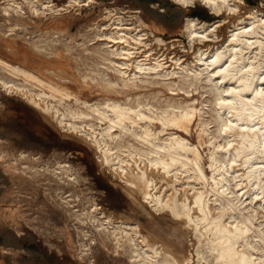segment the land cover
<instances>
[{"label":"rangeland","instance_id":"1","mask_svg":"<svg viewBox=\"0 0 264 264\" xmlns=\"http://www.w3.org/2000/svg\"><path fill=\"white\" fill-rule=\"evenodd\" d=\"M41 1L50 4L55 12L46 11L36 18L21 3L26 17L11 14L7 21L0 13V59L24 68L45 84L56 85L61 92L55 93L57 98H50L48 104L60 112L80 110L88 117L75 120L77 125L84 124L77 132L67 129L50 117V111L41 108V101L36 97L39 104L33 100L32 94L40 90L36 82L23 81L22 77L0 69V77L4 81L24 88L22 92H15L0 85V256L3 262L142 264L144 258L136 257L133 253L135 248L121 229L116 232L117 239L111 235L109 228L119 227L118 223L122 222L127 224L125 229L128 233L129 226H137L141 235L152 234L155 241L164 243L163 246L173 254L190 258L195 264L196 240L190 229L180 222L171 221L167 213L158 211L157 207L152 208L148 203L131 198L123 188L124 176L120 170L119 175L112 171L110 165L100 161L98 150L86 136L89 131L86 125L92 124L94 131L98 132L105 124L90 116L83 102L102 106L107 101H117L132 107L138 105L142 112L149 114H159L179 104L195 106L199 110L197 124L190 127L186 139L198 148L201 166L209 176L207 166L212 145L228 141L232 151L238 145L235 134L243 127L240 122H232L222 131L221 122L226 115L218 110L216 79L207 80L205 72L195 77L189 69L194 65L198 49L210 53L217 47H223L232 31L235 32V26L247 27L251 21L247 17L249 13L253 12L257 17L264 15V0H228V4L237 5V8L231 11L225 6L218 13L211 11L201 0L190 6L173 0ZM118 16L123 27L134 26L144 34L140 43L127 46L109 42L107 37L113 35L114 18ZM187 18H196L197 22L203 23L207 37L197 38L201 34L188 36L185 29ZM239 19L242 20L238 22ZM257 32L256 39L263 42L264 36ZM116 46L130 48V61L134 57L153 63L155 59L162 67L157 69V74L140 73L132 78L130 72L124 78L109 62L122 60L119 59L122 56L109 54ZM255 52L254 49L248 50L245 56L252 57ZM256 58L264 59V46ZM130 69L132 66H128L127 71ZM169 72L175 74L166 75ZM232 84L233 81H228L217 87H230ZM260 86L264 88V81ZM61 93L69 98L64 96L58 102L56 100ZM65 121L70 122L71 119L66 118ZM202 127L205 133L199 135ZM161 129L160 123L153 124V130ZM174 132V128L167 127L163 134ZM113 133L119 134V130L115 129ZM103 142L111 151L121 147L123 158H127L126 153L130 154L125 148L127 144L134 143L121 132L120 137L114 140L104 138ZM134 145L140 147L137 143ZM218 156L224 157L225 153L220 152ZM134 159L137 160L136 157ZM256 161L252 159L253 163ZM230 167L227 164L230 176H242L244 169L239 159L231 162ZM179 178L174 182V187L180 192L179 198L183 189L189 196L192 187H199L186 175ZM155 182L156 192L161 198L168 197L171 189L165 182L169 179L159 176ZM234 184L235 180L230 179L228 187L237 195L244 191L253 193L245 178L239 186ZM245 197V203H248L250 197L243 196L242 200ZM215 204L211 206L219 211L218 204ZM105 218L110 222L104 225L107 228L99 226V221ZM259 220L264 225V218ZM134 238L140 239V236ZM135 242L146 250L141 239ZM200 251L204 260L199 264L211 262L210 252L204 247H200ZM150 256L154 257L153 254Z\"/></svg>","mask_w":264,"mask_h":264},{"label":"bare ground","instance_id":"2","mask_svg":"<svg viewBox=\"0 0 264 264\" xmlns=\"http://www.w3.org/2000/svg\"><path fill=\"white\" fill-rule=\"evenodd\" d=\"M74 1L76 0H73V3ZM173 1L183 6H190L196 0ZM201 2L215 13L225 6L231 11L237 8V5L228 4V0H201ZM1 3L0 13L7 21L10 20L11 14L22 18L26 17L22 6L26 7L27 12L36 18L46 11L55 12L50 4H45L41 0H21V2L3 0ZM247 17L251 19L247 27L246 25L240 28L235 26V32H230V38L226 45L223 44V47H217L210 53L198 49L194 56V65L192 69H189L191 75L195 77L201 76L205 72L207 80L216 79L214 87L217 92L218 110L226 115V118L221 122L222 131L226 127L229 128L232 122H238V124L240 122L239 125L243 127L239 128L240 130L238 129L239 131L235 134L238 145L233 147L232 151L228 147V141L224 144L212 145L207 166L210 172L209 176L201 166V154L198 148L191 145L186 139L187 132L195 123L196 114L199 111L195 106L188 103L179 104L170 106V110L164 109L159 114H149L142 112L138 105L132 107L117 101H107L102 106L98 104L86 105L83 102L85 109L91 114L89 115L105 124L104 127H100L98 132L94 131L92 124L86 125L89 130L86 136L98 150L100 161L110 165L113 169L111 170L115 173L119 174L118 169L120 170L124 176L123 188L131 198L138 202L148 203L152 208L157 207L158 211L166 212L171 221L180 222L185 228L190 229L189 231L196 240L195 264L204 260L200 247H204L211 254V262H206V264H264V225L259 220L260 217L264 218V88L260 86L264 81V59L256 58L264 46V38L262 42L255 37L257 31H260L264 36V15L257 17L252 12ZM114 19L116 20L113 25L115 31L113 35L107 37L109 42L117 45L124 43L128 46L142 41L141 36L144 34L139 33L140 31H137L136 27H123L119 16ZM241 20L239 19L238 22ZM197 24L200 25L197 27ZM203 25V23L197 22L196 18H187L185 29L188 36L194 37L201 34L197 38L207 37L204 34L206 32ZM253 49L256 50L254 56H245L248 50ZM109 54L122 56L119 58L122 59L121 61L109 62L114 70L124 78L128 77L130 72L132 78L140 73L148 75L150 72H155L157 74V69L162 67V64L155 59H153V63H147L145 59H134V57L130 61L129 57L131 58L132 52L129 47L116 46ZM128 66H132L129 71H127ZM0 69L11 75L22 77L23 81L36 82L40 90L32 94L33 100L35 101L36 97L41 101L43 103L40 105L41 108L47 112L50 111V117L59 124H64L67 129L76 132L84 127L82 126L84 124L77 125L75 120L88 117L86 112L70 109L60 112L51 103L48 104L50 98H57L55 93L61 92L56 85L45 84L24 68L9 64L2 59H0ZM168 74L175 73L169 72L166 75ZM228 81H233L230 87H217V85ZM124 84L125 79L123 80ZM0 85L8 91L22 92L24 90L19 84L4 81L1 77ZM64 96L67 97L66 94L61 93L60 98L56 101L59 102ZM39 101L35 102L39 104ZM66 118L71 121H65ZM154 123H160L162 129L153 130ZM167 127L174 128L175 132L163 134ZM115 129L119 130V134L113 133ZM120 132L128 135L134 143L140 146L137 148L134 143L127 144L125 148L130 151V154L126 153L127 158L121 157V147L111 151V148L103 142L104 138L114 140L116 137H120ZM203 133L205 130L202 127L199 130V135ZM197 144L200 145L199 141ZM220 152L225 153V156L220 158L218 156ZM135 157L137 160L134 159ZM140 157H144V160H140ZM238 159L244 172L241 177L230 176L227 164L231 169V162ZM252 159L257 161L253 163ZM181 175H186L187 179L192 180L199 187H192L189 196L183 189L181 198H179L180 192L174 187V182L178 181ZM159 176L161 179H169L170 182H165L166 186L171 189V193L165 199L156 192L155 180ZM244 178L253 193L244 191L237 195L229 189L230 179L235 180L234 186L237 187ZM120 179L122 178L120 177ZM246 195L250 197L248 203H245L247 197L242 200V197ZM210 197L212 198L210 199ZM215 203L218 204L219 211L211 206V204L216 205ZM246 206L249 207L246 208ZM258 213L261 215L258 216ZM108 220L105 218L103 221H99V226L108 225L110 223ZM118 224L119 227L109 228L111 235L117 239L116 232L121 229L120 231L128 236L127 240L131 246L135 248L133 253L136 254V257L144 258L142 264H192L190 258H181L164 247V243L159 244V241H155L156 237L151 233V235L147 233L150 236L141 235L137 226H129L130 233H128L125 229L127 224L122 222ZM137 235L140 236L146 250H142L143 248L135 242L137 239L140 240L134 238ZM200 240L205 242L201 243ZM150 254H153L154 257Z\"/></svg>","mask_w":264,"mask_h":264},{"label":"crops","instance_id":"3","mask_svg":"<svg viewBox=\"0 0 264 264\" xmlns=\"http://www.w3.org/2000/svg\"><path fill=\"white\" fill-rule=\"evenodd\" d=\"M2 245H3V244H2ZM3 261H4V260H3V257L0 256V264H5Z\"/></svg>","mask_w":264,"mask_h":264},{"label":"trees","instance_id":"4","mask_svg":"<svg viewBox=\"0 0 264 264\" xmlns=\"http://www.w3.org/2000/svg\"><path fill=\"white\" fill-rule=\"evenodd\" d=\"M147 2H155V0H145ZM194 16H197V14L194 13Z\"/></svg>","mask_w":264,"mask_h":264}]
</instances>
